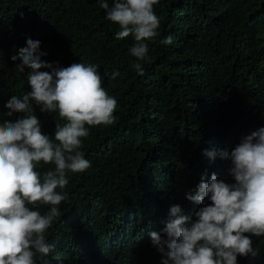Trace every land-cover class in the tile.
Here are the masks:
<instances>
[{"label": "trees", "instance_id": "1", "mask_svg": "<svg viewBox=\"0 0 264 264\" xmlns=\"http://www.w3.org/2000/svg\"><path fill=\"white\" fill-rule=\"evenodd\" d=\"M154 11L158 36L145 41L139 75L131 67L134 37L116 38L119 26L100 0H0V124L7 102L31 90L11 59L29 38L54 67L95 65L117 101L115 122L82 138L91 167L69 173L57 190L66 194L62 215L45 234L56 250L38 254L36 264H162L150 233L162 231L171 207L195 218L211 204L187 199L202 176L235 183L231 161L205 153L230 154L264 128V0H158ZM168 36L172 43H161ZM33 110L54 139L64 123L58 111L41 113L34 102ZM53 168L41 162L37 170ZM50 207L33 210L44 215ZM250 239L257 255L237 256V264H264V236Z\"/></svg>", "mask_w": 264, "mask_h": 264}, {"label": "clouds", "instance_id": "2", "mask_svg": "<svg viewBox=\"0 0 264 264\" xmlns=\"http://www.w3.org/2000/svg\"><path fill=\"white\" fill-rule=\"evenodd\" d=\"M157 3L113 0L110 6L100 0L106 19L119 26L116 38L134 37L131 67L139 75L148 60L145 41L158 36ZM172 40L168 36L161 43ZM26 44L11 59L19 61L17 75L27 73L31 90L7 102L8 119L0 124V264H36L38 254L56 250L45 234L62 215L57 206L66 194L57 190L65 188L69 173L91 167L81 151L82 138L89 136L90 127L112 125L117 108L95 65L54 67L41 59L47 53L39 41L29 38ZM33 102L41 113L58 111L64 121L56 124L54 139L42 132ZM15 114L21 115L13 120ZM205 155L229 159L235 183H225L216 174L206 183L202 176L196 194L189 192L187 199L199 205L208 199L211 204L195 212V218L184 215L179 205L171 207L162 231L150 233L153 247L166 257L162 264H237V256L257 255L250 236H264V128L243 137L230 154L213 150ZM41 162L54 168L41 174ZM37 205L51 207L42 215L33 210Z\"/></svg>", "mask_w": 264, "mask_h": 264}]
</instances>
